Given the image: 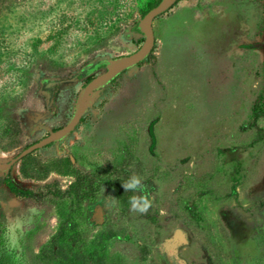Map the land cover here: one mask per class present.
<instances>
[{
    "label": "rangeland",
    "instance_id": "374dc122",
    "mask_svg": "<svg viewBox=\"0 0 264 264\" xmlns=\"http://www.w3.org/2000/svg\"><path fill=\"white\" fill-rule=\"evenodd\" d=\"M159 2L0 0V162L71 119ZM154 30L72 133L0 171V264H264V0H178Z\"/></svg>",
    "mask_w": 264,
    "mask_h": 264
},
{
    "label": "water",
    "instance_id": "95a60500",
    "mask_svg": "<svg viewBox=\"0 0 264 264\" xmlns=\"http://www.w3.org/2000/svg\"><path fill=\"white\" fill-rule=\"evenodd\" d=\"M178 0H160V2L149 9L144 16L138 21V28L144 35L145 39L139 49L130 54L110 57L99 60L93 66L88 67L82 74L88 76L91 73L104 68L105 70L88 81L80 92L75 111L71 119L60 128L50 132L42 139L30 144L24 148L18 155L10 159L9 161L0 162V171H6L12 168L19 160L34 152L37 149L43 148L51 143L59 141L72 133L77 125L80 123L83 115L85 114L88 106L92 103L94 97L98 93L101 87L107 85L116 76L123 71L128 70L134 66H137L141 61L146 59L152 52L155 45V30L154 20L160 14L170 9Z\"/></svg>",
    "mask_w": 264,
    "mask_h": 264
},
{
    "label": "clouds",
    "instance_id": "9594fccd",
    "mask_svg": "<svg viewBox=\"0 0 264 264\" xmlns=\"http://www.w3.org/2000/svg\"><path fill=\"white\" fill-rule=\"evenodd\" d=\"M124 191L138 193L129 198L130 210L141 214H147L152 207L153 201L149 198L148 186L142 182V179L133 173L121 184ZM105 189H102V192ZM108 206H114L117 203L116 198L107 196L105 198Z\"/></svg>",
    "mask_w": 264,
    "mask_h": 264
},
{
    "label": "trees",
    "instance_id": "16d2710c",
    "mask_svg": "<svg viewBox=\"0 0 264 264\" xmlns=\"http://www.w3.org/2000/svg\"><path fill=\"white\" fill-rule=\"evenodd\" d=\"M133 28H134L135 31L141 33V31L138 28V23ZM24 125H25V119L23 117H21L19 114L16 113V114L13 115V118L8 123L7 127L11 128L16 133H21L23 131V129H24Z\"/></svg>",
    "mask_w": 264,
    "mask_h": 264
},
{
    "label": "bare ground",
    "instance_id": "6f19581e",
    "mask_svg": "<svg viewBox=\"0 0 264 264\" xmlns=\"http://www.w3.org/2000/svg\"><path fill=\"white\" fill-rule=\"evenodd\" d=\"M134 67H136V66H134Z\"/></svg>",
    "mask_w": 264,
    "mask_h": 264
},
{
    "label": "flooded vegetation",
    "instance_id": "af4514ba",
    "mask_svg": "<svg viewBox=\"0 0 264 264\" xmlns=\"http://www.w3.org/2000/svg\"><path fill=\"white\" fill-rule=\"evenodd\" d=\"M11 169V168H10Z\"/></svg>",
    "mask_w": 264,
    "mask_h": 264
}]
</instances>
